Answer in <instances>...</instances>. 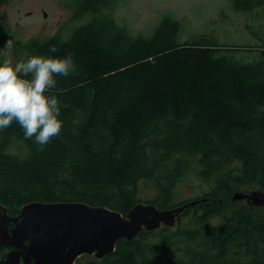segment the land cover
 I'll return each instance as SVG.
<instances>
[{
  "label": "trees",
  "instance_id": "16d2710c",
  "mask_svg": "<svg viewBox=\"0 0 264 264\" xmlns=\"http://www.w3.org/2000/svg\"><path fill=\"white\" fill-rule=\"evenodd\" d=\"M110 6L64 0L73 22L86 19L66 39L23 44L0 32V47L11 39L16 52L72 53L76 64L68 77H54L63 89L54 90L58 137L41 148L15 122L0 131V205L9 211L34 202L85 203L125 216L143 202L140 183L152 182L159 192L142 204L172 210L203 200L174 199L193 163L192 171L213 184L210 192L252 182L264 190V112L257 111L264 106V45L226 47L209 36L180 43L182 23L171 16L150 36H131L104 13ZM233 8L249 14L264 9V0H234ZM208 195L175 229L143 231L118 242L102 262L85 264H264V222L234 211L214 225L207 217L220 209L207 205Z\"/></svg>",
  "mask_w": 264,
  "mask_h": 264
},
{
  "label": "rangeland",
  "instance_id": "374dc122",
  "mask_svg": "<svg viewBox=\"0 0 264 264\" xmlns=\"http://www.w3.org/2000/svg\"><path fill=\"white\" fill-rule=\"evenodd\" d=\"M63 2L64 0H0V32L13 35L15 40L23 44L58 35L66 39L73 27L82 25L86 19L80 18L79 21L73 22L76 20L74 11L63 7ZM233 5L234 0H111V6L107 7L104 13L110 15L123 31H129L131 36H150L164 18L171 16L182 23L180 43L209 36L214 43L226 47L230 45L245 49L246 46L254 48L264 45V9L259 8L249 14H243L237 12ZM18 54L21 60L25 61L34 56L27 50L20 53L12 49L7 57L10 66L21 61L17 59ZM254 56L253 53L249 54L246 60L252 61ZM174 159L169 165L174 163ZM195 166L193 163L190 166L191 170L189 169L190 171L184 173L178 180L174 199L192 202L202 198L204 200V195L209 194L208 198L212 202L207 205L220 209L217 215L207 217L214 225L222 224L224 217L230 216L234 211L249 213L247 207L240 206L241 203H236V206L232 207L231 199L235 192L249 194L253 191H261L264 194L261 186L254 182L242 186L233 184L229 191L216 192L213 189L210 192L213 184L202 181L197 173L192 171L195 170ZM157 190L155 183L141 182L139 194L142 203L152 200L159 192ZM199 208L200 205L190 209L191 215L198 212ZM19 213L20 208L9 207L10 215L16 216ZM249 214L254 220L264 222V208H256ZM189 218L190 216H187L183 222ZM164 228L168 227L162 225L161 229ZM175 228L176 226L169 229ZM104 259L105 257L96 259L94 256L84 255L76 264H85L89 261L102 262Z\"/></svg>",
  "mask_w": 264,
  "mask_h": 264
},
{
  "label": "water",
  "instance_id": "95a60500",
  "mask_svg": "<svg viewBox=\"0 0 264 264\" xmlns=\"http://www.w3.org/2000/svg\"><path fill=\"white\" fill-rule=\"evenodd\" d=\"M162 210L153 204H138L127 215L85 203L26 204L16 216L0 205V264H76L84 255L102 259L112 254L118 242H130L143 230L154 232L177 226L189 207ZM236 203L249 213L264 208V194L236 192ZM144 216V217H143Z\"/></svg>",
  "mask_w": 264,
  "mask_h": 264
},
{
  "label": "clouds",
  "instance_id": "9594fccd",
  "mask_svg": "<svg viewBox=\"0 0 264 264\" xmlns=\"http://www.w3.org/2000/svg\"><path fill=\"white\" fill-rule=\"evenodd\" d=\"M13 47L11 39L0 47V131L15 122L26 140L43 148L62 131L60 101L54 90L62 94L63 89H57L54 77H68L76 64L68 53L63 57L34 55L10 66L7 57ZM49 51L58 49L51 45ZM257 111L264 112V106L258 105Z\"/></svg>",
  "mask_w": 264,
  "mask_h": 264
},
{
  "label": "bare ground",
  "instance_id": "6f19581e",
  "mask_svg": "<svg viewBox=\"0 0 264 264\" xmlns=\"http://www.w3.org/2000/svg\"><path fill=\"white\" fill-rule=\"evenodd\" d=\"M144 217V216H143Z\"/></svg>",
  "mask_w": 264,
  "mask_h": 264
}]
</instances>
